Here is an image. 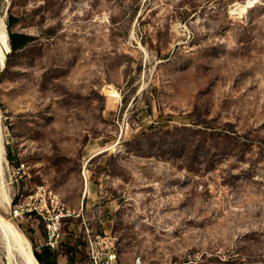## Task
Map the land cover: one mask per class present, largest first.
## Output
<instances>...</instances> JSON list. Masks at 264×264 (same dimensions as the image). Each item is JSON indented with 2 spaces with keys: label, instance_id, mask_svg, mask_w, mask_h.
Segmentation results:
<instances>
[{
  "label": "rangeland",
  "instance_id": "374dc122",
  "mask_svg": "<svg viewBox=\"0 0 264 264\" xmlns=\"http://www.w3.org/2000/svg\"><path fill=\"white\" fill-rule=\"evenodd\" d=\"M0 21L33 35L0 65V213L32 250L264 264V0H0Z\"/></svg>",
  "mask_w": 264,
  "mask_h": 264
},
{
  "label": "bare ground",
  "instance_id": "6f19581e",
  "mask_svg": "<svg viewBox=\"0 0 264 264\" xmlns=\"http://www.w3.org/2000/svg\"><path fill=\"white\" fill-rule=\"evenodd\" d=\"M253 0H248L251 3ZM242 7L236 3L233 11H239ZM234 13V12H233ZM9 33L5 22L0 21V65L5 66L7 53L11 51ZM113 97H119L117 90L109 92ZM1 127V126H0ZM0 129V180H3L4 145ZM5 192V191H4ZM0 201L11 203L7 193L0 192ZM0 264H40L36 258L28 239L20 231L19 227L4 214L0 213Z\"/></svg>",
  "mask_w": 264,
  "mask_h": 264
},
{
  "label": "built area",
  "instance_id": "2783aa9c",
  "mask_svg": "<svg viewBox=\"0 0 264 264\" xmlns=\"http://www.w3.org/2000/svg\"><path fill=\"white\" fill-rule=\"evenodd\" d=\"M28 206H29V203L16 204V206L13 209L14 216L15 217L22 216L25 213V211L32 212L33 209L38 210L36 206H33V207H28ZM39 213L43 216V218L48 220V223H47L48 240L46 242V245L49 248H55L57 247L59 240L61 238V232L56 222V221H59L61 214L59 215L56 214L54 217L49 216L47 218L42 212V210H40ZM90 256H91L93 264H124L123 262L119 260L118 253L116 251V248L113 242L111 246H106L105 250L102 252H99L98 250H95V248H92ZM130 264H153V263L147 262L143 258V256L139 255L136 258H134Z\"/></svg>",
  "mask_w": 264,
  "mask_h": 264
},
{
  "label": "trees",
  "instance_id": "16d2710c",
  "mask_svg": "<svg viewBox=\"0 0 264 264\" xmlns=\"http://www.w3.org/2000/svg\"><path fill=\"white\" fill-rule=\"evenodd\" d=\"M15 19L16 18L12 14H10V20L8 23L9 27L12 25ZM8 33L12 51H17L24 48L33 39L32 34L21 31H14L11 28L9 29ZM33 252L40 264H58L56 258L53 259L51 254L47 251L38 252L37 249L34 247Z\"/></svg>",
  "mask_w": 264,
  "mask_h": 264
},
{
  "label": "crops",
  "instance_id": "0c3cea01",
  "mask_svg": "<svg viewBox=\"0 0 264 264\" xmlns=\"http://www.w3.org/2000/svg\"><path fill=\"white\" fill-rule=\"evenodd\" d=\"M43 251H44V250H43ZM38 252H42V250H39ZM56 260H57V263H58V264H62V263L60 262V260H59L58 257L56 258ZM67 261H68V260L66 259V260L63 262V264H67Z\"/></svg>",
  "mask_w": 264,
  "mask_h": 264
}]
</instances>
